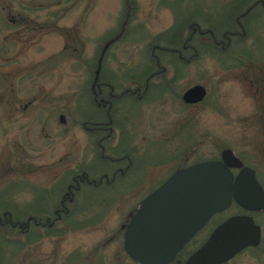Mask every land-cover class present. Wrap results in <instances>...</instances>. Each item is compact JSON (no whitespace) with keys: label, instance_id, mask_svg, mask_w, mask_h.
Segmentation results:
<instances>
[{"label":"rangeland","instance_id":"obj_1","mask_svg":"<svg viewBox=\"0 0 264 264\" xmlns=\"http://www.w3.org/2000/svg\"><path fill=\"white\" fill-rule=\"evenodd\" d=\"M42 1L16 0L11 11L17 23L0 30V52L4 49L0 54L2 202L15 198L24 204L34 196L30 186L66 182L80 164L91 158L81 126L89 105L80 95L82 88L92 83L88 64L104 36L117 27L124 6L121 0H45L47 8L43 9ZM162 1L135 0L130 25L137 32L132 40L115 42L108 50V68L116 71L113 82L117 91L120 86H134L120 74L138 69L145 59L146 44L173 25V12ZM173 1L177 0L164 2ZM230 1L180 0L179 4L184 10L202 9L212 20L217 18L216 9ZM259 21L264 38V16ZM258 24L256 20L253 26ZM221 33L219 27L216 34ZM252 40L250 36L244 47ZM258 50V60L241 55L242 64L237 67H224L216 57L209 56L188 64L177 80L178 89L202 84L207 90L202 104L186 107L184 114H192V121L181 115L183 101L176 102L166 94L144 103L133 133L139 137L159 135L161 148H167L161 154L177 155L175 164L182 162L189 150V161L195 162L219 158L222 149L231 148L264 177V52ZM168 66V75H173L172 65ZM190 133L194 138L186 139ZM193 140L194 146L183 151L181 145L185 148ZM12 234L21 236L15 230ZM51 242L40 238L19 249L4 242L1 262L62 264L60 259L47 261L45 251Z\"/></svg>","mask_w":264,"mask_h":264},{"label":"flooded vegetation","instance_id":"obj_2","mask_svg":"<svg viewBox=\"0 0 264 264\" xmlns=\"http://www.w3.org/2000/svg\"><path fill=\"white\" fill-rule=\"evenodd\" d=\"M14 3L16 0H0L2 31L11 29L17 23L16 14L11 11ZM121 3L124 4L123 11H128L130 18L135 0H121ZM261 3L264 5V1ZM42 7L47 8L45 0ZM129 24H132V20H129ZM129 73L122 71L121 76L134 86H120L121 90L141 98L144 92L135 85L139 79ZM114 87L106 82L90 86L97 109L88 108L82 116L81 126L87 135L86 144L91 158L76 168L72 182L66 185L56 182L53 186L43 187L46 195H34L24 204L15 198H8L4 202L0 198V205H7L16 216L27 214L26 221L12 220V214L8 210L1 213L0 207V234L3 224H10L27 233V244L37 241L33 238L34 234L51 239V245L45 251L46 259L51 263L60 259L62 264H264V197L256 191H251L247 196H242L241 192L236 197L232 196L230 203L212 213L168 261H142L127 251L126 235L132 225L139 234L144 251L155 250L153 235L160 232L161 225L174 223L180 229L184 227L183 223L176 221L180 214L174 212L170 218V214L162 215L161 209L152 214V207L142 213L141 220L134 223L133 219L150 192L162 185L175 170L198 161H189V150L185 152L183 161L175 164L177 155L161 154L167 148H161L159 135L139 137L133 133L145 102H133V106L128 107L120 105L115 117H112V99L118 96ZM185 90L180 95L174 94L173 99L183 101L184 107L180 112L188 121L192 114H184L186 107L202 104L207 93L199 102L186 103L182 98ZM78 103H81L80 100ZM189 135L186 139L192 137ZM182 147L183 151H187L191 145ZM234 153L242 161V166L232 168L234 176L243 166L252 168L264 192V177L257 167L242 154ZM167 164L169 167L162 168ZM154 177L156 180L152 182ZM256 202L260 205L252 206ZM35 213L43 220H38ZM242 240L247 243L232 245ZM1 254L0 246V264Z\"/></svg>","mask_w":264,"mask_h":264},{"label":"trees","instance_id":"obj_3","mask_svg":"<svg viewBox=\"0 0 264 264\" xmlns=\"http://www.w3.org/2000/svg\"><path fill=\"white\" fill-rule=\"evenodd\" d=\"M164 1H162V4L167 5L173 12L174 23L146 44L145 53L143 54L145 59H143L142 64L138 69L130 70L132 75L138 77L139 81L135 85L144 92L143 96L139 98L134 93L123 92L121 87L117 91V86L113 82L114 77L117 75L116 71L108 68L107 55L109 48L114 46L115 42L132 40L133 33L137 32L135 26L129 24V12L122 11L117 27L109 30L104 36L97 47V53L92 58V63L88 64L92 83L82 88L81 97L85 99L89 109H97L90 89V86L94 84L103 85L106 82L115 86L114 92L118 96L113 97L110 110V115L115 117L120 105L128 107L133 106V102H150L166 94L172 95V98L174 94L180 95L182 89H178L177 80L184 75L188 64L199 59L206 56L216 57L224 67L231 68L242 64L241 55H246L252 61H255L258 60L257 50L260 48V51L264 52V49H262L264 38L260 36L262 24L259 21L264 15V5L261 3L264 0H232L219 6L215 12L217 18H212V20L202 9H181L180 0L169 4ZM256 20L259 22L256 25L257 27L253 26ZM219 27L222 28L221 35L216 34ZM250 36L254 40L249 46L244 47V42ZM163 60L172 65L173 75H168L167 72L170 68L168 64H163ZM213 105L215 107V104ZM189 137L193 139V133H190ZM194 143L195 140L190 142L191 147L194 146ZM75 174L76 172L71 173L69 175L70 180L63 182V184L66 185L72 182L71 177ZM30 189L35 196L46 195L43 187L30 186ZM3 197L1 193L0 198ZM0 207L1 213L3 210H8L12 214V220L26 221L27 214L23 213L16 216L7 205L1 204ZM34 216L38 220H43L42 216L38 217L36 213ZM14 230L18 231L21 236L12 234ZM27 236L25 231H20L10 224H3L0 234V246L2 248V244L6 242L19 249L28 243ZM33 238L39 240L41 236L34 234Z\"/></svg>","mask_w":264,"mask_h":264},{"label":"water","instance_id":"obj_4","mask_svg":"<svg viewBox=\"0 0 264 264\" xmlns=\"http://www.w3.org/2000/svg\"><path fill=\"white\" fill-rule=\"evenodd\" d=\"M207 90L202 84H193L183 93L186 103L201 101ZM242 166V161L231 148H224L219 159H206L195 162L175 170L158 188L150 192L137 209L133 222L147 212L148 207L153 213L160 210L163 214L176 212L180 214L176 221L184 224L182 229L176 224L161 225L160 232L153 235L155 250L144 251L139 241V234L135 232L134 225L129 227L126 235V249L136 259L163 263L173 257L179 247L187 241L196 229L202 225L212 213L225 208L232 196L250 195L256 191L264 197L261 185L256 179L255 172L248 166H243L234 176L232 168ZM259 202L252 204L256 207ZM188 207L182 209L180 207ZM186 223V224H185ZM147 238V237H146ZM131 239H133L131 241ZM244 243L234 242L232 245L240 246Z\"/></svg>","mask_w":264,"mask_h":264}]
</instances>
